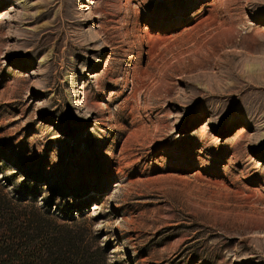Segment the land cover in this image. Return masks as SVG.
I'll list each match as a JSON object with an SVG mask.
<instances>
[{"label":"rangeland","instance_id":"374dc122","mask_svg":"<svg viewBox=\"0 0 264 264\" xmlns=\"http://www.w3.org/2000/svg\"><path fill=\"white\" fill-rule=\"evenodd\" d=\"M56 221L94 264H264V0H0V252Z\"/></svg>","mask_w":264,"mask_h":264},{"label":"trees","instance_id":"16d2710c","mask_svg":"<svg viewBox=\"0 0 264 264\" xmlns=\"http://www.w3.org/2000/svg\"><path fill=\"white\" fill-rule=\"evenodd\" d=\"M53 224L52 233L43 231L38 225L35 236L33 233L20 236V251L13 254L6 250L0 252V264H94L86 252L78 251V237L67 224L57 221Z\"/></svg>","mask_w":264,"mask_h":264}]
</instances>
